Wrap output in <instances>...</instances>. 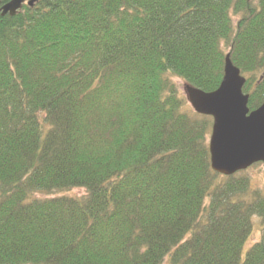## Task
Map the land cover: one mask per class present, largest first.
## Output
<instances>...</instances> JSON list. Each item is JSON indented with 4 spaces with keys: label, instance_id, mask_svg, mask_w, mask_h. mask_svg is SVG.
I'll list each match as a JSON object with an SVG mask.
<instances>
[{
    "label": "trees",
    "instance_id": "1",
    "mask_svg": "<svg viewBox=\"0 0 264 264\" xmlns=\"http://www.w3.org/2000/svg\"><path fill=\"white\" fill-rule=\"evenodd\" d=\"M27 1L0 15V264H264V192L211 169L174 81L213 91L229 55L259 107L264 0Z\"/></svg>",
    "mask_w": 264,
    "mask_h": 264
},
{
    "label": "water",
    "instance_id": "2",
    "mask_svg": "<svg viewBox=\"0 0 264 264\" xmlns=\"http://www.w3.org/2000/svg\"><path fill=\"white\" fill-rule=\"evenodd\" d=\"M36 0H28L32 5ZM25 0L1 3L0 15L13 16ZM245 78L225 56L219 86L210 92L185 83L183 91L192 109L212 118L208 151L211 169L224 176L261 163L264 167V102L249 110L248 94L242 88Z\"/></svg>",
    "mask_w": 264,
    "mask_h": 264
},
{
    "label": "rangeland",
    "instance_id": "3",
    "mask_svg": "<svg viewBox=\"0 0 264 264\" xmlns=\"http://www.w3.org/2000/svg\"><path fill=\"white\" fill-rule=\"evenodd\" d=\"M174 81L178 85L179 89L183 90V86H184L185 82L178 79V78H175V77H174ZM243 173L245 176H247L249 178L250 184L253 187L260 189V190H262V192H264V167L261 163H256V164L250 166L246 170H243ZM66 193H68L70 195H81L84 193V190L79 189V188H72L71 190H69ZM34 196L37 198H43V197L51 196V194L46 195L43 192H38V193H35ZM261 223H262L261 219L258 216H254L252 218V232H251V235L248 237L247 241L243 245L242 257L244 256L246 250L255 241H257L259 239L260 229L262 227Z\"/></svg>",
    "mask_w": 264,
    "mask_h": 264
}]
</instances>
